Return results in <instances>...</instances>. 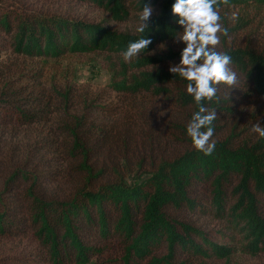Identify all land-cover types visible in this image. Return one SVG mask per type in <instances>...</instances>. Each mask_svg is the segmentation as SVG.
Wrapping results in <instances>:
<instances>
[{"label": "trees", "instance_id": "16d2710c", "mask_svg": "<svg viewBox=\"0 0 264 264\" xmlns=\"http://www.w3.org/2000/svg\"><path fill=\"white\" fill-rule=\"evenodd\" d=\"M73 1L121 20L151 4L145 38L152 43L133 58L137 72L109 86L166 95L170 109L159 119L154 103L140 107L138 123L126 105L67 103L66 94L55 101L32 60L122 53L140 34L34 0H0V128L40 131L22 160L0 145V264H225L236 252L264 253V138L251 131L264 126V41L238 40L220 14L228 35L218 50L232 57L238 83L228 99L220 85L219 100L204 102L218 117L216 147L205 156L186 134L197 110L187 81L169 71L185 45L158 49L182 31L171 12L175 0ZM249 5L264 0H228L219 11ZM147 65L155 67L142 69Z\"/></svg>", "mask_w": 264, "mask_h": 264}, {"label": "rangeland", "instance_id": "374dc122", "mask_svg": "<svg viewBox=\"0 0 264 264\" xmlns=\"http://www.w3.org/2000/svg\"><path fill=\"white\" fill-rule=\"evenodd\" d=\"M35 6L42 9L56 12L62 15L77 17L86 21L101 23L116 32H134L138 22L140 11H130L127 19L112 18L108 11L96 7L89 3H78L73 0H34ZM132 1L133 0H128ZM226 16L227 26L233 31V35L239 40L253 39L264 41V6L249 5L245 7H234L227 11H220ZM135 13V14H134ZM162 52L168 48L178 50L183 47V43L176 40H168L163 44ZM132 59L125 62L121 53L107 50H97L84 53H74L63 55L58 58L34 59L31 61L34 69H41L44 74L41 81L45 87L55 96V101L64 99L67 95V103H83L95 99V103L103 105H126L131 108L136 116V120L141 122V108H147L150 103H154L157 117L161 119L170 109L171 99L166 95H153L149 92L138 94H128L112 90L109 84L122 78L129 77L137 69L132 65ZM147 65L142 69H150ZM60 92V93H58ZM67 92V93H66ZM48 93V92H46ZM132 104V105H130ZM130 105V106H129ZM126 108V109H127ZM122 108L117 109L119 112ZM145 111V110H144ZM98 116L108 120L105 113L99 111ZM39 125L28 127H1L0 145L5 156L13 161L24 159V153L38 142ZM56 169H58L56 167ZM59 192V189H57ZM204 219L203 221H205ZM210 225L216 224L210 220ZM205 223V222H204ZM214 264H224V261H216ZM225 264H264V253L255 256L236 252L230 256Z\"/></svg>", "mask_w": 264, "mask_h": 264}, {"label": "clouds", "instance_id": "9594fccd", "mask_svg": "<svg viewBox=\"0 0 264 264\" xmlns=\"http://www.w3.org/2000/svg\"><path fill=\"white\" fill-rule=\"evenodd\" d=\"M221 3L226 5L228 0H175L171 6L172 14L179 18L177 23L182 27L179 35L174 37L185 47L180 52L179 63L170 65L169 71L187 81L186 92L192 97L197 110L186 125V134L195 150L205 156L215 150L213 122L218 117L216 109L206 107L204 102L219 100L220 85L227 87L228 99L229 90L238 83L237 73L232 68V57L218 50L221 35H228L219 11ZM152 12L151 4L145 3L141 8L135 27L140 38L129 42L121 53L125 62L140 57L152 43L150 38H145ZM158 47L163 49L164 45ZM251 131L264 138V126L259 123L253 124Z\"/></svg>", "mask_w": 264, "mask_h": 264}]
</instances>
